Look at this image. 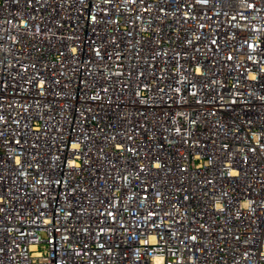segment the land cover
Segmentation results:
<instances>
[{"label":"built area","instance_id":"built-area-1","mask_svg":"<svg viewBox=\"0 0 264 264\" xmlns=\"http://www.w3.org/2000/svg\"><path fill=\"white\" fill-rule=\"evenodd\" d=\"M0 264H264V0H0Z\"/></svg>","mask_w":264,"mask_h":264},{"label":"snow or ice","instance_id":"snow-or-ice-1","mask_svg":"<svg viewBox=\"0 0 264 264\" xmlns=\"http://www.w3.org/2000/svg\"><path fill=\"white\" fill-rule=\"evenodd\" d=\"M205 2H206V0H205Z\"/></svg>","mask_w":264,"mask_h":264}]
</instances>
